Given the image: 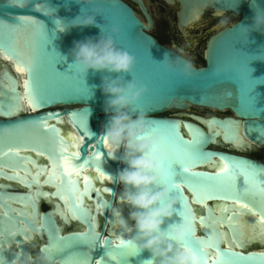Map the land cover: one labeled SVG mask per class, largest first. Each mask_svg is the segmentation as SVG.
<instances>
[{"label":"water","instance_id":"95a60500","mask_svg":"<svg viewBox=\"0 0 264 264\" xmlns=\"http://www.w3.org/2000/svg\"><path fill=\"white\" fill-rule=\"evenodd\" d=\"M133 1L147 24L122 0H97L91 6L74 0H0V258L13 264L19 256L36 255L56 244L55 256L61 264H97L98 260L100 264H150L152 259L148 251L120 255L126 250L120 241L134 237L135 231L120 229L109 209L116 203L114 195L123 191L115 177L127 165L120 162L123 147L109 156L100 140L108 121V97L101 91V82L117 74L89 71L84 82L70 79L74 44L101 35L97 27L59 31L82 10L99 13L95 20L106 34L113 24L119 26L120 34L114 37L117 47L136 58L133 75L148 89L138 109L166 136V126L176 125L174 132L181 140H200L196 148L205 157L185 174L180 194L198 217L196 239L207 241L215 235V246L207 247L201 264H264V226L260 224L264 164L215 149L230 144L237 150L256 147L264 151V61L255 60L264 50V35L253 31L246 39L241 30L251 26L255 11L248 0H239L237 5V0H162L169 7L179 5L178 28L183 34L209 12H236L238 17L232 23L236 27L230 24L210 37L205 66H194L186 78L158 64L166 52H176L148 34L153 21L142 1ZM254 6L264 8V0ZM24 57L32 58L30 73L19 63ZM120 75L125 81L131 79ZM26 81L38 97L35 106L26 94ZM73 83L83 86L73 89ZM203 108L230 111L233 117L185 113ZM170 111L184 114L160 117ZM95 154L100 158L95 159ZM65 159L72 176L64 173ZM222 164L230 171L251 169L254 183L246 185L238 175L237 192L232 193L222 173L217 180L208 179L220 173ZM173 167L174 180L181 183L180 166ZM197 184L210 186L213 195L196 199ZM246 187L249 191L239 192ZM233 196L239 199L234 202ZM239 203L253 210L241 209ZM117 209L128 220L130 206L119 203ZM179 222V215L174 214L162 230ZM109 251L115 258L107 255ZM216 252L225 255L217 259Z\"/></svg>","mask_w":264,"mask_h":264},{"label":"clouds","instance_id":"9594fccd","mask_svg":"<svg viewBox=\"0 0 264 264\" xmlns=\"http://www.w3.org/2000/svg\"><path fill=\"white\" fill-rule=\"evenodd\" d=\"M96 2L97 0H74V3L85 6ZM238 3L239 0L236 5ZM248 3L255 14L251 26L241 27L246 39L253 31L264 35V8L254 6L259 0H248ZM81 13L60 27L59 31L86 27H97L100 30V36L86 38L74 44L71 65L76 79L84 82L89 71L117 74L116 78L105 77L101 82V91L108 97L105 108L108 121L100 140H107L115 150L123 147L120 162L127 166L119 170L115 177V182L123 186V191L114 195L116 203L109 209L120 229L127 233L135 231V236L126 240L125 245L135 249L137 253L150 252V264H201L198 254L184 246L186 240L196 238L198 217L191 205L182 203L172 195L175 188L165 180L161 172L165 153L154 151L164 143L166 134L157 131L147 113L137 107L148 89L133 75L136 58L117 47L114 37L120 34L118 25L113 24L110 34H106L103 25L96 23L95 15L99 13L86 14L82 10ZM229 23V18H221L216 27L224 28ZM236 26L231 25L233 28ZM262 55L264 50L255 60L264 61L260 58ZM158 64L164 65L170 72H182L186 78L191 77L195 71L191 59L187 58L182 47L177 48L175 54L166 52L163 61ZM120 74L130 75L131 79L125 81ZM4 134L10 135L8 130H4ZM119 203L130 206L128 220L133 222L131 226L118 211ZM177 205L181 208L179 212ZM174 214L179 215L180 222L162 230L165 220H171ZM55 251V247L42 248L35 256L29 253L17 257L13 264H61L56 259ZM6 262L4 257L0 258V264Z\"/></svg>","mask_w":264,"mask_h":264},{"label":"snow or ice","instance_id":"6c2138e0","mask_svg":"<svg viewBox=\"0 0 264 264\" xmlns=\"http://www.w3.org/2000/svg\"><path fill=\"white\" fill-rule=\"evenodd\" d=\"M19 63L22 66V68H26L28 72L30 73L33 67V61L31 57L30 58L24 57L23 59L19 60ZM19 70L20 69L18 68V71ZM70 79L72 81H75L74 71H73V74L70 75ZM80 86H83V84L73 83L72 85L73 89H75L76 87H80ZM25 88H26V94L28 95L30 102L32 103L33 106H35V104L38 102V97L35 94L33 88L30 86V81L25 82ZM248 94L249 93H247L248 99L251 100V97H249ZM166 127H167V133H168L166 136L167 138L164 141V143L158 146V148L154 149V151H160V152L165 153L166 158L162 163L161 172L164 175L165 180L171 183L173 187L175 188L176 197L182 203H184L183 196L180 194V189H181V186L184 183H186L185 174H188L190 169L195 164L201 162V160L205 157V154L199 152L198 149L196 148V145L200 143L199 139H194L193 141H187V142L183 141L174 132L176 125H168ZM156 130L158 131L159 128H157ZM52 131L55 132L56 129L53 128ZM103 144H104V148L107 149L109 156H111L115 149L109 146L107 140H104ZM99 158L100 156L98 154H95V159H99ZM174 165L180 166V169H181L180 176L182 179L181 183H177L174 180V177L177 176V172L175 171L173 167ZM64 173L68 176L73 175V172L71 170V167L69 166V162L67 159H65L64 161ZM221 173L224 175V178L227 181L228 187L232 189V193L237 192L235 181L238 175L244 177V182L246 185H250L254 183V180H255V172L252 171L251 169H248V170L239 169V170L230 171L228 165L226 164H222L220 173H217L216 177H208V179L217 180L218 178H220ZM52 175H53V178H55L56 174L53 173ZM189 186L191 187V184ZM247 191H249L248 187L244 188L242 191H239V192L243 193ZM194 195L196 199L203 201L209 198L211 195H213V190L210 186L197 184L194 190ZM233 197L235 198L234 202L235 200L239 199V197L237 196H233ZM238 206L241 209L247 208L249 212L253 210L252 208H249L247 204H244V203H239ZM223 210L227 211L228 209L224 208ZM200 219L202 221L203 217H201ZM228 219L231 220V217H229ZM260 224L261 226H264V219L260 220ZM214 238H215L214 234L207 241L203 239L189 238L188 240L184 242V246L193 249L198 254L200 261H202L205 259L207 247L215 246ZM57 239H60V238L57 237ZM233 243H235V241H233ZM120 246H124V248L126 249L125 251H122L120 253V255L122 256L135 255L137 253L135 249H132L131 247L126 246L125 241L123 240L120 241ZM51 247H55L56 249L57 245L53 244ZM107 255L112 258H115L111 251H109ZM222 255H225V253L216 252L217 259H219ZM236 258L243 259V257H239V256H237ZM97 264H100L99 260L97 261Z\"/></svg>","mask_w":264,"mask_h":264},{"label":"flooded vegetation","instance_id":"af4514ba","mask_svg":"<svg viewBox=\"0 0 264 264\" xmlns=\"http://www.w3.org/2000/svg\"><path fill=\"white\" fill-rule=\"evenodd\" d=\"M127 5H129L136 15L147 24L145 15L143 14L138 3L133 0H122ZM145 8L147 9L148 14L150 15L153 21V27L148 31V34L156 39L164 47L176 52L177 48H184L185 53L192 54L196 59L192 60V63L195 67H204L205 66V50L210 37L217 32L212 28L211 21L223 17L225 14L230 15L232 13H224L222 16L215 15L217 13L209 12L204 15L201 20L193 25H190L188 28H185V33L183 34L178 28L177 20V10L179 5L176 4L175 7L167 6L162 0H141ZM154 8H157L159 12L173 17V22L175 24V30L170 29L169 23L167 21H161L156 23V20L152 14ZM182 43H186V46H181ZM187 58H189L187 56ZM190 59V58H189ZM213 112L215 114H213ZM186 114L196 115L204 118L210 117H233V114L230 111L218 112L212 109H201V110H192L185 112ZM210 113V114H209ZM180 114H184L181 111H170L166 112L160 117H174ZM216 150H221L224 152L241 155L253 159L257 162L264 164V151L262 149L254 147L253 150H237L232 145H223L221 147L215 148ZM42 210L46 211L47 207L42 206ZM3 213V212H0ZM32 243V242H31ZM34 248L36 247V242L32 244ZM33 248V247H32ZM35 256V253H33Z\"/></svg>","mask_w":264,"mask_h":264},{"label":"rangeland","instance_id":"374dc122","mask_svg":"<svg viewBox=\"0 0 264 264\" xmlns=\"http://www.w3.org/2000/svg\"><path fill=\"white\" fill-rule=\"evenodd\" d=\"M152 14L156 20V23H160L161 21H167L169 23L170 29L175 30V24L173 22L172 16H168L166 14L159 12L157 8H154V10L152 11ZM221 18H229L230 23L228 25H230L233 22L238 20V17H236L234 14H230V15L225 14ZM221 18H219V19H221ZM219 19H215V20L211 21V26L215 30L217 29L216 25H217ZM228 25H225V26H228ZM181 46H186V43H182ZM187 56L192 60L196 59L192 54H188ZM213 114H215V113L213 112Z\"/></svg>","mask_w":264,"mask_h":264},{"label":"bare ground","instance_id":"6f19581e","mask_svg":"<svg viewBox=\"0 0 264 264\" xmlns=\"http://www.w3.org/2000/svg\"><path fill=\"white\" fill-rule=\"evenodd\" d=\"M220 14H224V13H220ZM220 14H215V15L222 16ZM21 74L23 75V73H21ZM203 109H205V108H203ZM72 136H74V135L72 134Z\"/></svg>","mask_w":264,"mask_h":264}]
</instances>
